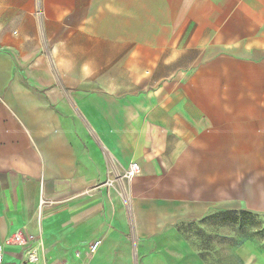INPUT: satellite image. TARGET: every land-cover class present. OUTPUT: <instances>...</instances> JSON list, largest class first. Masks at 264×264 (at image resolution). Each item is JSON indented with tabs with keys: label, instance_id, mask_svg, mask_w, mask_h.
Wrapping results in <instances>:
<instances>
[{
	"label": "crops",
	"instance_id": "crops-1",
	"mask_svg": "<svg viewBox=\"0 0 264 264\" xmlns=\"http://www.w3.org/2000/svg\"><path fill=\"white\" fill-rule=\"evenodd\" d=\"M239 209L264 212V0H0L3 264L18 230L39 264H180L174 223Z\"/></svg>",
	"mask_w": 264,
	"mask_h": 264
},
{
	"label": "rangeland",
	"instance_id": "rangeland-1",
	"mask_svg": "<svg viewBox=\"0 0 264 264\" xmlns=\"http://www.w3.org/2000/svg\"><path fill=\"white\" fill-rule=\"evenodd\" d=\"M216 212L204 211L199 217H186L171 226L165 239L173 241L168 252L174 261L187 256L180 264H245L233 253L235 247L240 248L250 240L264 246V212L242 209L230 214ZM1 236L0 226V244Z\"/></svg>",
	"mask_w": 264,
	"mask_h": 264
},
{
	"label": "built area",
	"instance_id": "built-area-1",
	"mask_svg": "<svg viewBox=\"0 0 264 264\" xmlns=\"http://www.w3.org/2000/svg\"><path fill=\"white\" fill-rule=\"evenodd\" d=\"M141 172L140 165L132 163V165L123 173L122 176H119L113 180V182H120V184H124V182L130 183L131 180L136 177ZM8 244L19 245L23 249L22 255L25 260V264H39V257L41 254V250L43 247L42 241L37 239L34 235H25L23 230H18L14 233ZM100 240L94 241L89 245V254L94 255V253L101 246ZM5 253V245L0 244V264H3Z\"/></svg>",
	"mask_w": 264,
	"mask_h": 264
},
{
	"label": "trees",
	"instance_id": "trees-1",
	"mask_svg": "<svg viewBox=\"0 0 264 264\" xmlns=\"http://www.w3.org/2000/svg\"><path fill=\"white\" fill-rule=\"evenodd\" d=\"M232 211L233 210H231V211H225V212H222V214H230ZM218 213H220V212H218Z\"/></svg>",
	"mask_w": 264,
	"mask_h": 264
}]
</instances>
